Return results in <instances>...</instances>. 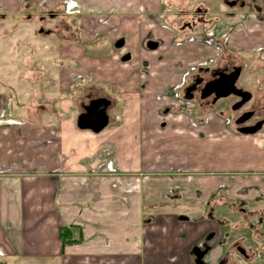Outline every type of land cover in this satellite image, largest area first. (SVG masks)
<instances>
[{"label": "crops", "instance_id": "0c3cea01", "mask_svg": "<svg viewBox=\"0 0 264 264\" xmlns=\"http://www.w3.org/2000/svg\"><path fill=\"white\" fill-rule=\"evenodd\" d=\"M75 1L0 0V264H264V132L155 114L208 59L255 60L264 105V0L207 1L184 43L163 0ZM93 99L112 104L99 134L77 126Z\"/></svg>", "mask_w": 264, "mask_h": 264}, {"label": "rangeland", "instance_id": "374dc122", "mask_svg": "<svg viewBox=\"0 0 264 264\" xmlns=\"http://www.w3.org/2000/svg\"><path fill=\"white\" fill-rule=\"evenodd\" d=\"M207 1L209 3L208 7H210V1L209 0H163V1H160L163 4L161 15L163 14L164 16L162 15V22L164 25L168 26L167 27L168 30L173 31L174 34H176L178 36V40L179 41L181 40L180 42L183 41V43H184V41H187L186 38H190L191 36H193L192 33H190L191 32L190 30L195 29L194 25H195L196 21L197 20H199V21L204 20V18H203L204 15L202 17H199L200 15H197V14H198L199 9L201 10V13L203 12V14H204V12L206 11ZM217 2H219V1H217ZM69 4L72 6H75L74 11H77V9H78L77 7H79V5L75 0H72V2H70ZM198 5H200V6H198ZM185 7H187V10H186L187 15L182 17L180 13H181V11L185 10ZM63 17H64V13L62 11L61 14L59 15V17H57V18L61 19ZM52 23H53V21H50V23L48 25H51ZM72 25H74V27H76L77 22L75 20L72 21ZM187 26H189V27L186 28L184 30V32L180 31L181 28H185ZM48 28H50V27H48ZM179 31L181 32L180 33L181 35H179ZM26 40H27V37H26ZM35 50L31 49V52L34 54ZM189 58H190V56H189ZM181 59H183L182 56L180 54H176V55H174L173 63H179L181 66L182 65ZM227 60H229V59H227ZM202 61H205V60H201L200 62H197L195 64L191 63V67L188 68V69H191L190 74L185 75L183 73L181 75V77L179 78V83L176 86L177 90L173 91L172 95L170 96V99H171L170 105L156 108L157 109V111L155 112L156 116H157V113L161 116V117H158V120H160L162 122L167 121V119H164L165 117H163V115L165 116V115H167V113H171L172 115H179V114L187 113V115L192 118V121L194 124L197 123V122H195L196 121L195 116L198 118L204 117L202 125L206 126L209 123L208 118L211 114L215 115V116L220 115V114H218V112H216V109L205 108V107L203 108L202 107L203 109L201 110V108L198 107V105L196 104L195 101L186 102L184 99V93H183L184 88L187 85V83L191 80L192 75L196 72L197 67L198 66H205L206 64H208V62H211V59H208L207 63L200 64V63H202ZM253 61H255V60H247L246 61V67H248L249 69L247 68L248 70L244 71L243 77H242V82L245 85H248L250 87V89L255 87L254 85L257 84L256 78L261 76L260 74L263 73V71H255V70L250 68V67H253L257 64V63L254 64ZM213 66H214V64H211L209 66L206 65V67H213ZM180 69H185V67L183 66ZM252 71H255V73L253 74ZM262 83H264V82H262ZM221 107H224L226 109V105H223ZM144 113L149 114V113H152V111L150 108H148L146 110V112H144ZM220 119H221V121H220L221 125L226 124L227 129H230V130L234 129L233 125L230 124L228 122V120H226V117L222 116V118H220ZM164 125L165 126H170V125L174 126V124H172V123L170 124L169 121L164 123ZM165 129H167V128H165ZM262 132H264V129L262 130ZM156 158H157V160H162V161L164 160V162H167L168 160H170V156H168V155H166L165 158H164V156H158L157 155ZM237 236H239V235H237ZM246 262H243V264H246Z\"/></svg>", "mask_w": 264, "mask_h": 264}, {"label": "flooded vegetation", "instance_id": "af4514ba", "mask_svg": "<svg viewBox=\"0 0 264 264\" xmlns=\"http://www.w3.org/2000/svg\"><path fill=\"white\" fill-rule=\"evenodd\" d=\"M228 2L229 1H227L225 4H227ZM237 4H240V2H237ZM238 68L241 69V74L238 81L236 82V88L252 94V99L249 102L241 105L242 98L235 95H231L227 98L219 99L216 103H213L214 100L216 99L215 94L211 95L207 99L204 100L202 99V92L206 85L210 84L211 82L217 79L225 80L224 78L225 75L230 76L231 74L234 73L235 69ZM247 68L248 67H246V63H242V65H225V66H218L214 64L213 67H206V66L199 67L196 70V72L192 75L191 80L187 83L183 92L185 99V96L188 95V90H190V88H193L192 92L189 93V95H193V100L191 101L185 100V101L186 102L195 101L198 107L216 109L218 114H220L219 116L226 117V120H228V122L232 124L233 127L237 130L254 128L261 122L263 123V128H262L263 130L264 105H261L259 103V100L256 98L255 92L248 90L245 84L242 82L243 73L244 71L248 70ZM261 76L256 78L257 84L261 82L262 80ZM101 100H105V99H93L88 104H83L82 106L83 114L85 113V108L89 107L92 102L101 101ZM223 105H226V109L224 107H221ZM102 108L103 107H101L100 109ZM111 110H112V104L110 102V106L107 109L109 120H110ZM236 248L238 250V248H241V246H237Z\"/></svg>", "mask_w": 264, "mask_h": 264}, {"label": "water", "instance_id": "95a60500", "mask_svg": "<svg viewBox=\"0 0 264 264\" xmlns=\"http://www.w3.org/2000/svg\"><path fill=\"white\" fill-rule=\"evenodd\" d=\"M226 5L229 8H233L237 5V1L228 2ZM123 46L124 43L122 41L116 44V47L118 49L122 48ZM158 47L159 44L156 42H150L147 44V48L149 50H156L158 49ZM129 59L130 56H126L123 58V61H128ZM240 74H241V69L238 68L235 69L234 73L231 74L230 76L225 75L224 77L225 80L217 79L211 82L210 84L206 85L202 92V99L203 100L207 99L211 95L215 94L216 99L214 100L213 103H216L219 99L227 98L231 95H235L242 98L241 105L249 102L252 99V94L236 88V82L238 81ZM192 90L193 88H190V90H188V95L185 96L186 101L193 100V95H189V93L192 92ZM109 106H110V102L106 100L92 102L89 107L85 108V113L78 117L77 120L78 128L84 131H91L95 134H99L102 131H104L109 125V116L107 114V109ZM101 107L103 108L100 109ZM262 128H263V123L261 122L254 128L241 129L238 130V132L243 135H256L262 130ZM197 251L199 252L200 250ZM238 251L241 255L248 258L245 250H243L242 248H238ZM196 254H197L196 255L197 261L200 262V260L202 259L205 253L199 254L196 252Z\"/></svg>", "mask_w": 264, "mask_h": 264}, {"label": "trees", "instance_id": "16d2710c", "mask_svg": "<svg viewBox=\"0 0 264 264\" xmlns=\"http://www.w3.org/2000/svg\"><path fill=\"white\" fill-rule=\"evenodd\" d=\"M73 229L74 228L64 227L60 230L59 236H60V240L62 241L63 246L81 242L82 234H80V238L74 239Z\"/></svg>", "mask_w": 264, "mask_h": 264}, {"label": "built area", "instance_id": "2783aa9c", "mask_svg": "<svg viewBox=\"0 0 264 264\" xmlns=\"http://www.w3.org/2000/svg\"><path fill=\"white\" fill-rule=\"evenodd\" d=\"M9 120H10V114H9L6 106L0 104V122H2V121L9 122Z\"/></svg>", "mask_w": 264, "mask_h": 264}]
</instances>
